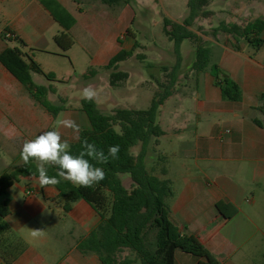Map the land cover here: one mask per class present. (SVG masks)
<instances>
[{
    "label": "crops",
    "instance_id": "obj_1",
    "mask_svg": "<svg viewBox=\"0 0 264 264\" xmlns=\"http://www.w3.org/2000/svg\"><path fill=\"white\" fill-rule=\"evenodd\" d=\"M56 1L74 17L68 29L40 0H0V52L17 47L25 60L31 56L44 72H52V80L38 73H32V78L38 84L52 86L53 101L58 96L67 99L53 83L65 82L69 72L62 70L59 61L46 69L43 61L48 62V56L73 57L78 44L86 61L104 66L119 49H129L136 41L130 43L134 39L130 24L135 21L131 0L113 4L102 0ZM200 30L209 31L202 27L193 31L205 41L217 42L216 63L238 83L241 99L223 98L209 67L192 69L194 49L190 46V55H185L181 42L174 90L159 114L164 133L155 145V153L166 157L165 177L173 188V195L166 200L170 218L181 233L194 235L220 264H259L260 259L264 264V230L258 222L259 215L264 214V113L258 109L264 103V44L253 50L241 37L236 40L218 32L209 39ZM60 32H67L73 39L67 50L54 39ZM86 44L97 45L95 52ZM175 58L174 54V62ZM65 106L52 115L0 62V173L32 171L20 175L0 193V204L7 200L10 210L8 225L28 244L11 264H102L96 253L77 247L99 223L98 211L82 198L64 210V194L72 183L58 177L59 184L39 187L36 162L30 160L25 165L19 155L25 140L53 130L59 119L71 118L80 129L88 127L79 104ZM58 130L62 140L69 144L75 141L70 129ZM47 168L49 176L56 175L50 166ZM32 229H42L43 235L33 238ZM199 260L180 249L175 251V264H198ZM0 264H4L1 258Z\"/></svg>",
    "mask_w": 264,
    "mask_h": 264
},
{
    "label": "trees",
    "instance_id": "obj_2",
    "mask_svg": "<svg viewBox=\"0 0 264 264\" xmlns=\"http://www.w3.org/2000/svg\"><path fill=\"white\" fill-rule=\"evenodd\" d=\"M51 15L65 28H70L74 17L56 0H40ZM113 4L120 0H102ZM187 7L180 22L169 18L163 19V31L173 41L175 62L171 65L150 63L158 67L163 79L156 78L155 90L150 105L146 109L115 108L104 112L94 100L80 99V109L85 113L89 125L80 131V140L70 143V154L77 155L82 151L81 141L87 140L103 150L107 155L110 146L119 145L117 158L109 157L107 163L90 162L105 171V179L92 187H76L71 184L64 194V210L71 208V202L82 198L91 204L99 213L100 221L87 236L80 239L77 247L82 252L92 251L98 255L102 264H175V251L180 249L200 258L198 264H220V261L197 238L188 233H181L170 218L167 198L173 195L171 180L165 177L166 157L155 153L158 137L164 131L159 124V114L164 100L174 90L177 80L181 53L180 44L189 39L195 44L194 61L191 68L200 71L210 63V49L205 40L189 27L198 17L208 18L211 11L206 7L209 0H187ZM201 29V27H200ZM264 19L257 17L244 23H220L211 29L213 37L218 32L239 37L250 43L254 50L264 44ZM126 32H130L129 29ZM203 34H207L202 31ZM56 43L67 50L73 44L67 32H60L54 37ZM20 41H22L19 38ZM239 49L237 44L233 45ZM139 44L135 41L129 49L121 48L113 54L104 65L109 85L122 84L130 76L123 70L120 63L135 56L140 61L145 54L137 52ZM0 62L26 87L30 95L44 106L52 115L66 108V99L58 96L53 102L50 95L54 93L51 85L36 83L32 73L54 79L52 72H44L38 62L31 56L28 60L17 47H7L0 52ZM214 85L225 99L238 101L241 90L238 83L225 75L217 63L210 65ZM96 69L88 68L81 74L84 78L92 77ZM264 98V93L261 95ZM264 113V103L258 106ZM254 121L261 125L259 119ZM50 168L57 173L56 166ZM30 169L4 171L0 173V193L15 182L20 175L30 174ZM129 174V185H125L121 174ZM7 200L0 204V258L4 264H11L28 248V244L8 225L6 216L9 214ZM128 250L122 259L119 254Z\"/></svg>",
    "mask_w": 264,
    "mask_h": 264
},
{
    "label": "rangeland",
    "instance_id": "obj_3",
    "mask_svg": "<svg viewBox=\"0 0 264 264\" xmlns=\"http://www.w3.org/2000/svg\"><path fill=\"white\" fill-rule=\"evenodd\" d=\"M130 3L135 15V21L130 24L131 32L134 34V39H131L130 43L133 40L138 42L137 52L144 53L145 59L140 61L132 56L127 61L121 62V69L129 71L130 76L122 84L112 86L108 84L104 66L90 60L86 61L84 52L78 44L73 48V57L69 54L67 56H48V62L43 61V66L46 69L53 66L54 62L59 61L63 67L62 70L69 72L65 82L61 84L52 82L56 86L57 92L66 95L65 104L80 105L82 89L90 84L98 93L94 101L104 112H110L115 108L146 109L149 107L157 89L155 80L156 78L163 79V74L158 70V67H151L150 63L171 65L174 62V44L163 31V19L166 17L180 22L186 11L187 0H131ZM147 4L150 5L145 8ZM206 8L212 12L211 16L196 18L191 28L197 30L202 27L209 30L205 31L209 39L214 38L210 33L211 29L220 23L236 22L241 24L257 17L264 19V0H209ZM261 35L264 37L263 34ZM223 37L222 34L219 41ZM205 45L212 51L208 65L210 67L212 63H216L218 58L219 53L216 51L218 45L214 40L205 41ZM85 46L89 50L91 48L93 52L97 47L95 44H86ZM190 46L195 49V44L191 40L184 39L181 48L185 55H190ZM250 49L254 50L251 44ZM90 67L96 69V74L87 79L82 77L81 74ZM50 100L52 99L50 98ZM121 178L128 186L130 183L129 174L123 173ZM258 222L264 230V214L259 215ZM127 254L128 250H123L119 254V258L122 259ZM132 264H139V261L136 260ZM259 264H261V259Z\"/></svg>",
    "mask_w": 264,
    "mask_h": 264
},
{
    "label": "clouds",
    "instance_id": "obj_4",
    "mask_svg": "<svg viewBox=\"0 0 264 264\" xmlns=\"http://www.w3.org/2000/svg\"><path fill=\"white\" fill-rule=\"evenodd\" d=\"M97 91L92 85L82 89L81 97L86 101L94 100ZM59 128L70 129L74 140H80V126L71 118H62L56 122L51 131H44L34 139L25 140L19 153L23 164H29L34 160L38 172V185L41 188L54 186L60 183V179L71 182L76 187H92L105 179V171L96 167L91 160L99 164L107 163L109 157L115 159L120 151L119 145L110 146L105 155L103 150L97 149L96 145L86 139L81 141L82 151L77 155L70 154V145L62 140ZM90 158V159H89ZM47 166H56L58 171L55 176L48 175ZM43 235L42 229H32L31 236L38 238Z\"/></svg>",
    "mask_w": 264,
    "mask_h": 264
},
{
    "label": "built area",
    "instance_id": "obj_5",
    "mask_svg": "<svg viewBox=\"0 0 264 264\" xmlns=\"http://www.w3.org/2000/svg\"><path fill=\"white\" fill-rule=\"evenodd\" d=\"M5 36L8 37L10 36V33H5ZM31 191H27V193H30Z\"/></svg>",
    "mask_w": 264,
    "mask_h": 264
}]
</instances>
